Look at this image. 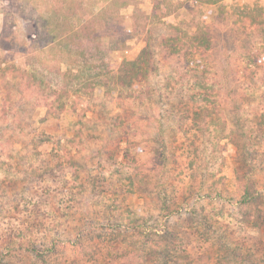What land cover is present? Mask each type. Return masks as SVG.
I'll return each mask as SVG.
<instances>
[{
	"label": "trees",
	"instance_id": "1",
	"mask_svg": "<svg viewBox=\"0 0 264 264\" xmlns=\"http://www.w3.org/2000/svg\"><path fill=\"white\" fill-rule=\"evenodd\" d=\"M194 2L192 7H202L209 19L207 32L186 38L151 35L135 59L122 61L117 71L109 69L101 77L94 71L98 64L90 63L99 59L100 43L106 41L99 36L97 22L90 19L65 32L76 50L90 53L80 58L77 71H68L71 77L84 78L86 91L96 84L104 87L111 99L128 101V107L144 109L156 103L157 89L151 87L161 54L156 42L166 50L164 58L183 61L185 71L166 85L165 113L149 116L157 131L154 135L141 131L137 139L143 146H136L137 141L130 146L136 135L128 129L110 132L116 138L114 145L105 151L97 148L95 153L105 158L80 162L79 147V151L67 145L43 150L40 146L46 139L39 137L42 144L33 147L38 158L30 163L25 178L31 188L15 203L16 214L8 213L0 221V264H197L198 259H209L208 264L259 263L264 248L251 249L242 237L248 227L264 225V58L248 54L254 69L237 70L236 80L244 88L251 86L256 101L250 113L232 117L224 111L219 83L209 81L205 66L206 55L213 53L215 45L211 26L224 27L227 10L222 0ZM251 16L264 43V11ZM109 36L111 49L127 42L116 32ZM257 79L262 87L257 88ZM52 93L56 100L47 104L48 112L64 111L66 103L58 101L59 92ZM246 93L240 89L241 95ZM164 120L169 122L165 128L161 127ZM86 137L78 131L72 146L78 138L92 142L94 135ZM227 137L237 147L235 189L213 169L214 162L224 158L226 146L221 140ZM9 138L0 139L1 164L4 141ZM19 192L26 191L20 188ZM132 194L150 199L156 211L133 207Z\"/></svg>",
	"mask_w": 264,
	"mask_h": 264
},
{
	"label": "rangeland",
	"instance_id": "2",
	"mask_svg": "<svg viewBox=\"0 0 264 264\" xmlns=\"http://www.w3.org/2000/svg\"><path fill=\"white\" fill-rule=\"evenodd\" d=\"M222 2L227 10V23L224 27L211 26L215 45L213 53L205 54L208 62L205 66L210 72L209 81L219 83L224 111L236 117L250 113L256 101L251 94V86L244 88L236 80V73L244 68L248 69L247 72L254 69L255 62L247 61L248 54L264 58L260 31L251 22L254 17L251 15L264 11V0ZM193 4L194 0H0V133L4 134L0 139L11 137L9 142L4 141V164L0 162V221L8 213L16 214L15 203L31 188L25 178L31 171L30 163L38 158L33 147L42 144L40 136L46 139L40 146L43 150L67 145L75 151L79 147L82 150L78 155L80 162L83 159H104V154L97 156L95 153L97 148L105 151L114 145L116 138L109 136L110 132L115 135L128 129L136 135L132 137L130 146L134 147L136 141V146H143L144 143H139L137 139L141 131H152L150 135L157 131L149 116L165 113L163 109L167 106L169 89L166 85H172L185 71L184 62L176 57L164 58L166 50H161L156 42L155 46L161 51L159 73H153L151 87L161 92L156 90V103L147 104L144 109L128 107V101L111 99L104 87L96 84V88L86 91L84 78L71 77L68 71H77L80 58L90 56V53L82 55L76 50L71 44L73 39L65 32L78 25L81 27L90 19L97 22L99 36L106 37V41L100 43L99 59L90 63L98 64V69L94 71H99L98 77H101L109 69L117 71L122 61L135 59L151 35L154 39L172 38L173 35L186 38L194 32H207L209 19H205L202 7L193 8ZM164 21L168 24H163ZM113 32L127 37L124 46L111 49L108 42L109 34ZM261 66L264 73V61ZM255 83L257 88L261 86V80L257 79ZM242 88L247 92L244 95L240 94ZM54 89L59 92L58 101L66 103L65 110L60 113L48 112L47 104L54 99ZM115 93L118 94L119 90ZM235 107H239L237 113ZM145 114L148 116L145 117ZM163 123L161 127L165 128L169 122L164 120ZM78 131H84V139L86 134H93V141L84 143L78 138L72 146V137ZM221 141L226 146L223 148L224 158L221 162H214L213 169L218 175H225L233 189L237 147L228 137ZM7 153H12L15 158ZM253 164L260 165L258 162ZM260 175L263 177V174ZM20 188L26 192H19ZM129 201L138 210L150 208L151 212L156 211L150 199L146 200L138 194H132ZM245 232L246 236L242 239H248L251 249L264 248V225L248 227ZM256 254L260 257L259 252ZM259 259L258 264H264V256ZM208 261L198 259L197 264H208Z\"/></svg>",
	"mask_w": 264,
	"mask_h": 264
}]
</instances>
